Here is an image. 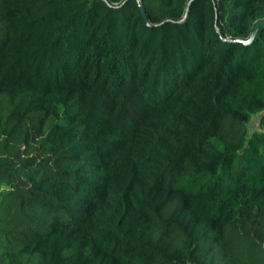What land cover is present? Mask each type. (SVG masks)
Segmentation results:
<instances>
[{
  "label": "trees",
  "instance_id": "16d2710c",
  "mask_svg": "<svg viewBox=\"0 0 264 264\" xmlns=\"http://www.w3.org/2000/svg\"><path fill=\"white\" fill-rule=\"evenodd\" d=\"M0 264H264V0H0Z\"/></svg>",
  "mask_w": 264,
  "mask_h": 264
},
{
  "label": "water",
  "instance_id": "95a60500",
  "mask_svg": "<svg viewBox=\"0 0 264 264\" xmlns=\"http://www.w3.org/2000/svg\"><path fill=\"white\" fill-rule=\"evenodd\" d=\"M141 10H142V9H141ZM143 14H144V13H143V10H142V15H143ZM259 24H260V23H257V24L255 25V27H254V29H253V32H252V34H251V36H250V38H249L248 40H245V41H243V40H239V41H237V42H239V43H241V44H243V45H248V44H250V43L252 42L254 36H255V33H256V31H257V28H258Z\"/></svg>",
  "mask_w": 264,
  "mask_h": 264
},
{
  "label": "rangeland",
  "instance_id": "374dc122",
  "mask_svg": "<svg viewBox=\"0 0 264 264\" xmlns=\"http://www.w3.org/2000/svg\"><path fill=\"white\" fill-rule=\"evenodd\" d=\"M253 127V126H252Z\"/></svg>",
  "mask_w": 264,
  "mask_h": 264
}]
</instances>
